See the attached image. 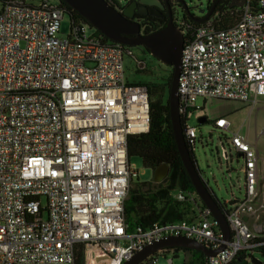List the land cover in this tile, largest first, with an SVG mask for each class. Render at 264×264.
I'll return each mask as SVG.
<instances>
[{
  "label": "built area",
  "instance_id": "2783aa9c",
  "mask_svg": "<svg viewBox=\"0 0 264 264\" xmlns=\"http://www.w3.org/2000/svg\"><path fill=\"white\" fill-rule=\"evenodd\" d=\"M105 1L123 11L121 0ZM234 11L237 21L227 27L209 19L191 28L183 15H172L183 37L182 133L206 188L194 157L202 137L189 122L208 121L196 102L253 105L264 97V0H242ZM127 52L103 41L90 24H74L59 1L0 0V264H75L78 248L83 264H122L145 245L173 236L209 249L224 243L205 264L253 263L264 248L258 154L224 116L211 123L219 134L218 165L228 177L240 175L230 187L242 192L220 203L229 240H222L195 192L176 189L171 198L191 206V222L128 229L124 203L138 172L127 144L148 131L150 96L144 84L125 80Z\"/></svg>",
  "mask_w": 264,
  "mask_h": 264
},
{
  "label": "trees",
  "instance_id": "16d2710c",
  "mask_svg": "<svg viewBox=\"0 0 264 264\" xmlns=\"http://www.w3.org/2000/svg\"><path fill=\"white\" fill-rule=\"evenodd\" d=\"M215 0L207 4L206 12L212 8ZM169 6L174 8L173 0H169ZM179 8H183V20L188 21L191 28L202 24V18L194 17L189 13L185 3L179 0ZM233 0H217L209 15V19L220 27H227L234 24L237 20L235 7H230ZM109 5V4H108ZM59 6L64 8L71 21L74 24L87 23L77 12L72 10L63 0H59ZM173 15V13H172ZM231 15V16H230ZM140 26L144 34H149L159 30L166 24V19L156 18L154 16L140 17ZM96 34L103 38V41L115 44L107 39L101 33ZM124 46V45H123ZM127 49L131 47L124 46ZM170 74L161 86L156 84H144L148 88L150 96V120L148 131L144 134L132 135L128 139L127 152L128 157H137L140 159L143 168L152 170L153 175L148 182L132 183L128 198L124 203V215L128 229L131 231L136 226L148 228L154 223H173L177 221L191 222L195 218L194 211L187 202L175 201L171 198V190H180L183 192H195L189 177L185 173L181 159L177 152L174 137L169 120L168 92L171 83ZM159 95L151 101L153 96ZM165 95V98H163ZM191 157V154H190ZM219 208V201L212 196ZM173 252L176 255L179 252L189 255V260L184 264H205V256L198 251L186 250L180 248L167 249L161 254ZM264 256V248L260 252ZM157 259V253H154L144 259L139 264H153ZM75 264H83L81 248L76 252ZM236 264H245L237 262Z\"/></svg>",
  "mask_w": 264,
  "mask_h": 264
},
{
  "label": "water",
  "instance_id": "95a60500",
  "mask_svg": "<svg viewBox=\"0 0 264 264\" xmlns=\"http://www.w3.org/2000/svg\"><path fill=\"white\" fill-rule=\"evenodd\" d=\"M63 1L107 39L131 48L142 47L157 61L172 68L171 83L168 92V107L175 146L185 173L189 177L196 195L218 224L222 233V240L227 242L230 238L228 223L221 209L214 201L212 194L201 182L183 138L178 97V79L181 73L183 37L180 30L173 25L169 5L163 4L161 0H121L124 3V8L122 12H118L108 5L105 0ZM216 2L217 0L213 2L210 11L206 12L202 18L203 22L209 18ZM241 5L242 0H233L230 7H240ZM137 6H139L138 9H136ZM164 8H168L166 24L155 32L144 34L140 24L133 21V15L135 13L142 15L149 13L151 16L160 18V12ZM198 121L203 123L205 118L200 117ZM173 248L198 251L205 257H213L223 250L224 243H221L215 249H209L205 245L188 238L166 237L145 245L142 249L133 253L122 264H139L154 253ZM253 264H258V262L253 259Z\"/></svg>",
  "mask_w": 264,
  "mask_h": 264
},
{
  "label": "rangeland",
  "instance_id": "374dc122",
  "mask_svg": "<svg viewBox=\"0 0 264 264\" xmlns=\"http://www.w3.org/2000/svg\"><path fill=\"white\" fill-rule=\"evenodd\" d=\"M59 0H51L53 4H56ZM118 1V0H116ZM189 13L197 18H203L206 14L207 4L212 0H182ZM172 9L173 15L180 17L183 13L179 8V0H173ZM201 11H203L201 13ZM231 16V15H230ZM238 16H234V20H237ZM68 31V18L65 16L61 22V32L66 34ZM124 76L128 83L139 84H156L161 86L172 74V68L166 66L154 57L142 47H133L128 49L127 54L123 57ZM159 95L153 96L151 101ZM165 98V95L164 97ZM197 106L203 107V114L206 116V120L203 124H197V120L192 118L189 122L190 125L196 127L197 135L201 136V142L196 146L194 157L196 165L201 172L202 176L207 180V188L212 191L214 197L223 204L230 199V192L236 197L240 198L242 192L238 194L236 188L230 187V182L235 181L240 175L237 172L232 171L230 177L227 173L223 172L218 165L217 151L219 146L217 144L218 132H211V123L219 116H226L231 122V129L238 131L241 135L247 136V140L255 146L258 154V167L260 173L264 177V97L257 100V103L253 105L241 104L235 101H225L211 99L202 104L201 100L196 102ZM261 133V134H260ZM131 167L138 172V179L130 182V188L132 183L148 182L151 180L153 172L148 168H143L141 161L137 157L129 158ZM241 162L239 161V164ZM233 170L237 171V164L233 161ZM264 178L260 180V188L258 189L259 195L264 193L263 189ZM255 222V219H250V224ZM253 259L258 264H264V256L256 252L253 254ZM171 259L172 264H184L189 260L188 254L182 252L173 255L171 253L161 254L157 252V259L153 264H167V261ZM248 264H253L249 262Z\"/></svg>",
  "mask_w": 264,
  "mask_h": 264
},
{
  "label": "flooded vegetation",
  "instance_id": "af4514ba",
  "mask_svg": "<svg viewBox=\"0 0 264 264\" xmlns=\"http://www.w3.org/2000/svg\"><path fill=\"white\" fill-rule=\"evenodd\" d=\"M161 2L163 3V4H168L169 5V0H161ZM139 8V6H137V8L136 9H138ZM169 8H170V12H171V15H172V9L173 8H171L170 6H169ZM167 14H168V8H164L161 12H160V15H161V17H160V19H166V21H167ZM147 15H150L149 13H147V14H145V15H142V14H139V13H135L134 15H133V21H135V22H138L139 24H140V22H141V20H140V17H142V16H147ZM151 16V15H150ZM141 25V24H140Z\"/></svg>",
  "mask_w": 264,
  "mask_h": 264
},
{
  "label": "crops",
  "instance_id": "0c3cea01",
  "mask_svg": "<svg viewBox=\"0 0 264 264\" xmlns=\"http://www.w3.org/2000/svg\"><path fill=\"white\" fill-rule=\"evenodd\" d=\"M222 116H224V115H222ZM224 117H226V116H224ZM244 137L247 138V136H244ZM259 174H260V176H261V179L264 178V177L262 176V173H260V169H259ZM261 179H259V181H258V186H257L258 189L260 188L259 184H260V180H261ZM263 189H264V182H263ZM261 195L264 197V193H262ZM172 254H173V252H172ZM188 256H189V255H188Z\"/></svg>",
  "mask_w": 264,
  "mask_h": 264
}]
</instances>
